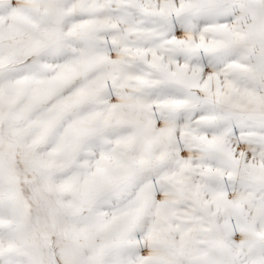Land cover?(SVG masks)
Instances as JSON below:
<instances>
[{
    "label": "snow or ice",
    "instance_id": "snow-or-ice-1",
    "mask_svg": "<svg viewBox=\"0 0 264 264\" xmlns=\"http://www.w3.org/2000/svg\"><path fill=\"white\" fill-rule=\"evenodd\" d=\"M0 264H264V0H0Z\"/></svg>",
    "mask_w": 264,
    "mask_h": 264
}]
</instances>
